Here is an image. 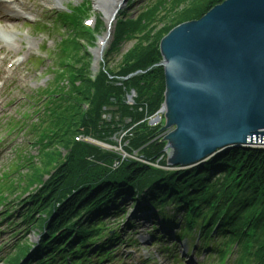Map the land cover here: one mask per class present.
<instances>
[{
    "label": "trees",
    "instance_id": "16d2710c",
    "mask_svg": "<svg viewBox=\"0 0 264 264\" xmlns=\"http://www.w3.org/2000/svg\"><path fill=\"white\" fill-rule=\"evenodd\" d=\"M222 1L206 0L202 9L194 5L178 11L180 0H157L136 19L119 13L102 64L121 42H136L118 66H104L92 78L85 62L88 54L83 55L81 69L72 71L78 85L71 84L61 101L52 105L56 134L40 144L42 153L51 144H60L64 152L61 162L47 172L45 180L39 179L38 186L24 190L18 209L2 218V226L9 221V225L21 228L14 230L15 236H21L6 253L0 246V264H103L133 226L130 223L121 229L126 205L157 211L167 226L177 221L175 238L195 237L197 251L216 254L220 261L236 246L233 264H264L263 149H231L203 165L166 171L122 159L120 154L83 141L90 138L115 146L113 137L126 132L120 140L126 154L136 152L146 162L166 166L159 127L148 125V118L164 101L163 69L153 67L162 59L159 42L180 22L199 19ZM157 12H164L163 16L156 18ZM57 18L71 25L76 24L72 18L80 19L67 14ZM36 28L43 29L37 24ZM104 29L99 21L96 31ZM137 71L144 73L121 80ZM131 90L136 97L134 104L128 105ZM16 216L20 220L14 223L11 219ZM112 220L110 228L106 222ZM156 229L154 223L153 238ZM31 230L39 234L36 243L26 237Z\"/></svg>",
    "mask_w": 264,
    "mask_h": 264
},
{
    "label": "rangeland",
    "instance_id": "374dc122",
    "mask_svg": "<svg viewBox=\"0 0 264 264\" xmlns=\"http://www.w3.org/2000/svg\"><path fill=\"white\" fill-rule=\"evenodd\" d=\"M94 2L95 0H4V3H0V25L11 26L14 31L12 36H0V223L3 222L5 213L18 209L23 191L38 186L40 180L46 179L47 172L61 162L64 152L60 144H51L43 153L40 144L45 142L43 139L56 134V117L50 115L52 105L61 101L66 91L69 92L71 84L78 85L77 81H73V69L76 72L81 69L83 55L86 56L87 52L91 55L88 60L85 58V62L89 63L88 69L92 71L94 61H98V57L94 58V50L98 39L105 36V29L97 32L96 28L99 21L104 24L105 15L95 7ZM205 2L206 0H180L177 9L180 11L194 5L202 9ZM156 3L157 0H128L119 13L128 19H136ZM165 6L168 9L169 5ZM60 9L61 14H65L66 10L67 16L80 19L74 21L72 18L75 25H71L72 22L64 24L56 17ZM83 10L84 14L77 16ZM163 13L157 12L156 18L157 15L162 17ZM35 24H39L43 30L37 29ZM160 27L161 24L157 22L156 28ZM111 41L112 34L107 45ZM135 42H121L118 50L106 58L107 62L104 61L101 68H116L121 57ZM163 123L162 116L161 122L154 127H160ZM171 131L172 128H168L162 133V137ZM116 139L113 146L115 149L108 151L123 154L119 139ZM159 169L170 171L178 167ZM125 209L126 222L121 225V229L125 230L127 224L133 223V228L125 233L132 244L120 245L115 258L106 264H175L173 258H169V252L161 251L165 248L176 254L177 260L180 261L181 258L184 264H219L215 256L207 259L201 252L195 255L191 250H186L184 239L172 244V239L162 237L154 245L147 234L152 228V221L143 218L145 215L148 217L150 211L137 213L131 205H126ZM178 218L179 215L176 216ZM19 220L17 216L11 219L14 223ZM113 221L106 224L111 225V228ZM176 223L177 221L171 226L175 227ZM1 224L0 246L4 248L3 253H6L21 233L15 236L14 230L17 227L9 225V221L4 222L3 226ZM158 232L157 229L153 231L154 234ZM26 237L32 243L39 240L37 231L31 230ZM236 249V246H232L233 251L223 264H233Z\"/></svg>",
    "mask_w": 264,
    "mask_h": 264
},
{
    "label": "water",
    "instance_id": "95a60500",
    "mask_svg": "<svg viewBox=\"0 0 264 264\" xmlns=\"http://www.w3.org/2000/svg\"><path fill=\"white\" fill-rule=\"evenodd\" d=\"M127 1L117 0L105 17L107 37ZM159 52L162 59L153 67L163 69L164 101L148 125L163 116L158 137L165 142L167 166L195 167L264 139V0H224L173 27ZM134 98L131 91L127 100L133 104ZM168 128L171 133L162 137Z\"/></svg>",
    "mask_w": 264,
    "mask_h": 264
},
{
    "label": "bare ground",
    "instance_id": "6f19581e",
    "mask_svg": "<svg viewBox=\"0 0 264 264\" xmlns=\"http://www.w3.org/2000/svg\"><path fill=\"white\" fill-rule=\"evenodd\" d=\"M117 0H95L94 5L95 7L102 11L105 17H109L110 13L112 12L113 9V4L116 3ZM13 28L11 26H1L0 25V36H12L13 34Z\"/></svg>",
    "mask_w": 264,
    "mask_h": 264
},
{
    "label": "built area",
    "instance_id": "2783aa9c",
    "mask_svg": "<svg viewBox=\"0 0 264 264\" xmlns=\"http://www.w3.org/2000/svg\"><path fill=\"white\" fill-rule=\"evenodd\" d=\"M264 146V145H263Z\"/></svg>",
    "mask_w": 264,
    "mask_h": 264
}]
</instances>
